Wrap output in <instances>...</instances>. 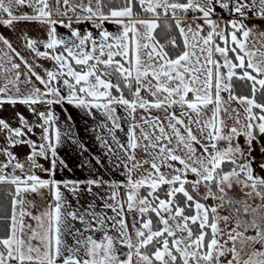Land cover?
<instances>
[{
	"label": "snow or ice",
	"instance_id": "1",
	"mask_svg": "<svg viewBox=\"0 0 264 264\" xmlns=\"http://www.w3.org/2000/svg\"><path fill=\"white\" fill-rule=\"evenodd\" d=\"M0 264H264V0H0Z\"/></svg>",
	"mask_w": 264,
	"mask_h": 264
},
{
	"label": "crops",
	"instance_id": "2",
	"mask_svg": "<svg viewBox=\"0 0 264 264\" xmlns=\"http://www.w3.org/2000/svg\"><path fill=\"white\" fill-rule=\"evenodd\" d=\"M18 28L19 27H23V26H21V25H18L17 26ZM25 27V26H24ZM31 27H33L32 25H28V27L27 28H31ZM3 32H4V34L6 35V36H9V37H11L10 35H8V32H10V33H12L11 31H9V30H5V29H3L2 30ZM7 33V34H6ZM58 115H59V113H58ZM78 123H80V125H81V127L83 126V124H82V121H78ZM85 140H87V136L85 135ZM69 159L70 160H72L73 161V163H74V160H73V158L71 157V156H69ZM71 166H73V164L72 163H70V167ZM87 175V172H83V173H81L80 171H77V176H80L81 178H83V176H86Z\"/></svg>",
	"mask_w": 264,
	"mask_h": 264
},
{
	"label": "rangeland",
	"instance_id": "3",
	"mask_svg": "<svg viewBox=\"0 0 264 264\" xmlns=\"http://www.w3.org/2000/svg\"><path fill=\"white\" fill-rule=\"evenodd\" d=\"M24 26H25V27H28V25H24ZM24 26H23V27H24ZM2 30H3V29H2ZM5 30H6V29H5ZM6 34H7V33H6ZM8 35L11 36V35H13V33L8 32Z\"/></svg>",
	"mask_w": 264,
	"mask_h": 264
}]
</instances>
